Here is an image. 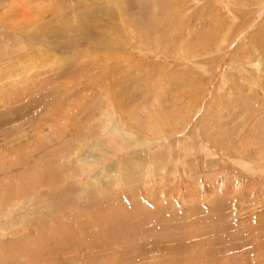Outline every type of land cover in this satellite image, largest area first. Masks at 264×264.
I'll use <instances>...</instances> for the list:
<instances>
[{
  "label": "rangeland",
  "instance_id": "1",
  "mask_svg": "<svg viewBox=\"0 0 264 264\" xmlns=\"http://www.w3.org/2000/svg\"><path fill=\"white\" fill-rule=\"evenodd\" d=\"M0 264H264V0H0Z\"/></svg>",
  "mask_w": 264,
  "mask_h": 264
},
{
  "label": "bare ground",
  "instance_id": "2",
  "mask_svg": "<svg viewBox=\"0 0 264 264\" xmlns=\"http://www.w3.org/2000/svg\"><path fill=\"white\" fill-rule=\"evenodd\" d=\"M28 16V15H27ZM29 17V16H28Z\"/></svg>",
  "mask_w": 264,
  "mask_h": 264
}]
</instances>
